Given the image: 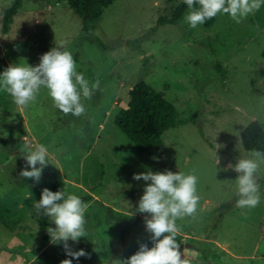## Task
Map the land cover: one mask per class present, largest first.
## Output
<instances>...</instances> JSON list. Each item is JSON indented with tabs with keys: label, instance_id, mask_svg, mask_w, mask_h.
<instances>
[{
	"label": "rangeland",
	"instance_id": "1",
	"mask_svg": "<svg viewBox=\"0 0 264 264\" xmlns=\"http://www.w3.org/2000/svg\"><path fill=\"white\" fill-rule=\"evenodd\" d=\"M11 2L0 0V23ZM172 5L113 0L84 31L66 0H22L9 30L0 32V74L11 64L37 66L44 53L60 47L73 54L76 71L90 85L100 82L90 100L81 96L86 112L79 117L63 114L45 88L26 108L0 90V264H120L141 244L151 248L150 215L136 211L150 181L133 179L149 170L198 176L197 212L176 221L182 258L264 264V164L255 208L237 207L238 173L228 168L250 157L242 128L252 120L264 128V5L240 23L220 13L209 27L192 28L187 9L179 26L156 25ZM137 80L178 111L181 122L163 133L161 149L139 150L113 120ZM37 145L49 153L39 183L20 176L31 170L24 157ZM44 188L89 204L87 238L67 242L87 257L73 259L62 242H52L48 229L56 225L33 207Z\"/></svg>",
	"mask_w": 264,
	"mask_h": 264
},
{
	"label": "clouds",
	"instance_id": "2",
	"mask_svg": "<svg viewBox=\"0 0 264 264\" xmlns=\"http://www.w3.org/2000/svg\"><path fill=\"white\" fill-rule=\"evenodd\" d=\"M184 2L189 9L185 20L192 28L204 24L206 20L220 13L228 14L232 20L240 23L264 5V0ZM76 68V61L70 51L53 47L40 57L37 66L27 63L9 65L0 74V90L9 94L18 107L26 108L36 101L41 88H45L55 107L63 114L79 117L86 112L81 96L90 100L94 92L99 90L100 82L97 80L90 85ZM48 155L46 146L37 145L24 157L31 170L23 169L20 176L39 183L43 169L49 164ZM261 164H264V151L254 149L249 158L239 159L235 165H228V168L238 173L236 183L240 198L236 202L237 207L255 208L260 203L257 173ZM133 179L150 181L146 184L136 211L150 215V218L145 217V227L151 234L153 246L149 248L147 244H141L135 254L119 261L120 264H190V260L182 258L183 253L177 243L179 228L176 221L194 216L197 212L200 200L198 176L194 172L186 174L166 170L154 173L149 170L134 174ZM33 207L38 215L51 218L56 225L55 229H48L52 242H62L66 254L73 259L88 256L83 249L72 251L67 242H78L81 237L87 238L85 213L89 204L77 195L66 194L63 190L53 192L44 188L39 201L33 202ZM60 264H72V259H64Z\"/></svg>",
	"mask_w": 264,
	"mask_h": 264
},
{
	"label": "trees",
	"instance_id": "3",
	"mask_svg": "<svg viewBox=\"0 0 264 264\" xmlns=\"http://www.w3.org/2000/svg\"><path fill=\"white\" fill-rule=\"evenodd\" d=\"M69 6L82 20V29L87 30L90 24L97 22L104 7L113 0H66ZM170 16H160L156 25L169 23L179 26L182 13L188 9L184 0L173 2ZM22 0H12L4 10L1 17L0 32L6 33L13 20V15L21 6ZM198 8L199 5H196ZM214 18L206 20L203 24L209 27ZM85 38V35H84ZM120 130L137 146L139 150L161 149L163 146V133L181 122L174 104L166 99L143 80H137L128 91L126 105L119 108L113 118ZM240 141L244 150L264 151V128L257 120L250 121L240 131ZM41 229H46L45 220L38 219ZM47 236L45 235V238ZM47 239V238H46Z\"/></svg>",
	"mask_w": 264,
	"mask_h": 264
},
{
	"label": "water",
	"instance_id": "4",
	"mask_svg": "<svg viewBox=\"0 0 264 264\" xmlns=\"http://www.w3.org/2000/svg\"><path fill=\"white\" fill-rule=\"evenodd\" d=\"M183 247V244H180V249Z\"/></svg>",
	"mask_w": 264,
	"mask_h": 264
}]
</instances>
